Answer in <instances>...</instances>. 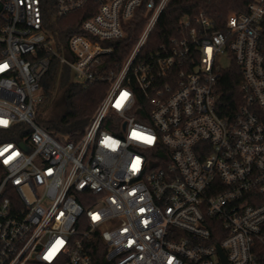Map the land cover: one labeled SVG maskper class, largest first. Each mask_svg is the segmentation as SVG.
<instances>
[{
	"label": "built area",
	"instance_id": "2783aa9c",
	"mask_svg": "<svg viewBox=\"0 0 264 264\" xmlns=\"http://www.w3.org/2000/svg\"><path fill=\"white\" fill-rule=\"evenodd\" d=\"M51 1L0 0V129H27L0 141V264H222L218 247L227 264H264V0L221 26L184 13L145 53L169 0ZM77 11L62 42L55 22ZM133 21L129 51L102 68ZM224 54L241 71L229 113ZM53 59L108 81L75 140L35 120Z\"/></svg>",
	"mask_w": 264,
	"mask_h": 264
},
{
	"label": "trees",
	"instance_id": "16d2710c",
	"mask_svg": "<svg viewBox=\"0 0 264 264\" xmlns=\"http://www.w3.org/2000/svg\"><path fill=\"white\" fill-rule=\"evenodd\" d=\"M43 1H47L49 7L53 8L51 0ZM246 2L247 0H169L156 25L152 28L142 52L145 53L150 49H155L165 42L175 29L179 17L184 13H194L198 9L203 8L205 13L221 26L230 10L244 12ZM83 18V12L77 11L57 19L55 25L58 24V38L65 42L69 33L79 29ZM143 25L142 21H133L127 29V35L120 40L114 41V50L104 57L102 68H114V65L123 59L136 40ZM240 79V67L235 63H231L228 67L222 69L217 83V108L221 112H232L241 103ZM41 84L43 100L36 109V122L53 135L67 134L69 139L75 140L81 135L89 118L104 96L108 81L104 79L86 84L82 83L74 79L67 66L61 65L58 60L53 59L48 72L42 78ZM56 90L61 91L57 109L48 118L42 119L39 107L44 100H50ZM26 132L27 129L20 123L7 130L0 129V141L19 140ZM2 175L4 174L0 166V179ZM219 237L220 234L214 231L213 239L218 240ZM259 254L264 256V251L260 250ZM186 264L194 263L189 262Z\"/></svg>",
	"mask_w": 264,
	"mask_h": 264
},
{
	"label": "rangeland",
	"instance_id": "374dc122",
	"mask_svg": "<svg viewBox=\"0 0 264 264\" xmlns=\"http://www.w3.org/2000/svg\"><path fill=\"white\" fill-rule=\"evenodd\" d=\"M230 63V58L228 56H226L225 54L221 56V58L219 59V64L222 67H226L228 66ZM61 98V91L60 90H56L53 93V97L50 100H44L42 105L39 107V113H40V117L42 119H46L50 116V114L57 109V104L59 103Z\"/></svg>",
	"mask_w": 264,
	"mask_h": 264
},
{
	"label": "water",
	"instance_id": "95a60500",
	"mask_svg": "<svg viewBox=\"0 0 264 264\" xmlns=\"http://www.w3.org/2000/svg\"><path fill=\"white\" fill-rule=\"evenodd\" d=\"M22 146L25 147V144L22 143ZM217 251H218L219 257H220V259L222 261V264H227L226 259H225V256H224L222 250L218 247L217 248Z\"/></svg>",
	"mask_w": 264,
	"mask_h": 264
},
{
	"label": "snow or ice",
	"instance_id": "6c2138e0",
	"mask_svg": "<svg viewBox=\"0 0 264 264\" xmlns=\"http://www.w3.org/2000/svg\"><path fill=\"white\" fill-rule=\"evenodd\" d=\"M125 95H126V94H125ZM147 142L150 143V142H151V138H147ZM50 255H51V254H50Z\"/></svg>",
	"mask_w": 264,
	"mask_h": 264
}]
</instances>
